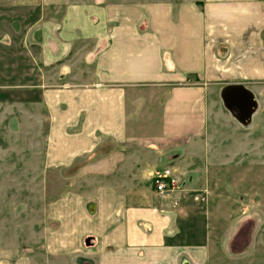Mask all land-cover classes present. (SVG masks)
<instances>
[{"label": "crops", "instance_id": "1", "mask_svg": "<svg viewBox=\"0 0 264 264\" xmlns=\"http://www.w3.org/2000/svg\"><path fill=\"white\" fill-rule=\"evenodd\" d=\"M64 2L67 12L82 11ZM121 6L120 18L107 7L105 20L81 25L65 19L58 25L65 31L63 41L92 42L89 49H74L73 57L90 65L78 68L75 63L68 72L75 79H90L70 82L59 93L62 165L85 157L79 171L104 176L112 187L138 188L136 200L127 192L97 200L92 217L106 220L105 231L101 226L95 232L104 235L110 250L106 264H212L213 252L220 251L236 260L248 247V227L234 228L221 247L213 245L214 214L194 201L198 198L175 196L172 202L139 189L150 190L155 170L166 165L195 172L182 184L193 186L205 172L191 167L194 161L208 171L215 158L235 153L219 142L225 140V124L237 123L220 97L225 86L241 84L252 92L257 109L250 125L262 116L264 0H137ZM71 31L74 35H66ZM71 50L65 48L64 54ZM150 92L161 96L149 99ZM147 101L157 108L156 116L137 113ZM136 120L142 132L131 135L130 124ZM79 121V131L70 132ZM106 142L107 148L100 147ZM133 168L141 173L140 180L131 175ZM257 233L253 226V264H264V235ZM216 262L229 263L224 257Z\"/></svg>", "mask_w": 264, "mask_h": 264}, {"label": "rangeland", "instance_id": "2", "mask_svg": "<svg viewBox=\"0 0 264 264\" xmlns=\"http://www.w3.org/2000/svg\"><path fill=\"white\" fill-rule=\"evenodd\" d=\"M64 1L0 0V264H106L110 250L104 235L95 233L101 226L105 231L106 220L92 217L97 200L124 192L131 200L137 197L138 188L112 187L104 176L79 171L85 157L63 167L58 108L59 93L66 84L90 79L87 75L75 79L68 72L74 71L75 63L78 68L90 65L73 57L74 49H89L92 43L63 41L60 22L75 19L84 25L87 20H105L107 7H112L114 18H120L121 5L132 6L137 0H68L82 9L73 13L64 9ZM71 32L66 35H74ZM67 47L72 50L65 55ZM153 95L161 96L147 93L149 99ZM150 103L146 109L138 106L137 113L152 111L156 116L157 108ZM261 115L252 125L225 124V140L219 142L235 153L215 158L208 171L204 163L194 161L191 167L205 171L195 185H182L195 172L185 174L166 165L176 181L168 195H159L152 185L160 168L151 178L150 190L139 189L172 202L175 196L198 198L194 201L215 216L210 217L213 245L221 247L234 228L250 229L248 247L240 257L230 261L223 251L213 252L212 264L223 257L228 264H253V226L256 237L264 235V109ZM138 120L130 124L131 135L142 132ZM80 126L79 121L69 131L78 132ZM131 172L136 179L142 178L137 169Z\"/></svg>", "mask_w": 264, "mask_h": 264}, {"label": "water", "instance_id": "3", "mask_svg": "<svg viewBox=\"0 0 264 264\" xmlns=\"http://www.w3.org/2000/svg\"><path fill=\"white\" fill-rule=\"evenodd\" d=\"M220 97L225 109L239 124L245 126L250 123L257 109L252 92L241 84H231L224 87Z\"/></svg>", "mask_w": 264, "mask_h": 264}, {"label": "built area", "instance_id": "4", "mask_svg": "<svg viewBox=\"0 0 264 264\" xmlns=\"http://www.w3.org/2000/svg\"><path fill=\"white\" fill-rule=\"evenodd\" d=\"M174 183H176V181L168 169L162 170L152 179L153 188L159 195H168L171 192Z\"/></svg>", "mask_w": 264, "mask_h": 264}]
</instances>
